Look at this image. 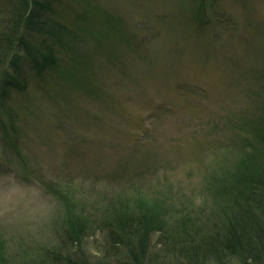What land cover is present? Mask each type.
I'll return each mask as SVG.
<instances>
[{
	"label": "rangeland",
	"instance_id": "obj_1",
	"mask_svg": "<svg viewBox=\"0 0 264 264\" xmlns=\"http://www.w3.org/2000/svg\"><path fill=\"white\" fill-rule=\"evenodd\" d=\"M262 172L264 0H0V264H190Z\"/></svg>",
	"mask_w": 264,
	"mask_h": 264
},
{
	"label": "trees",
	"instance_id": "obj_2",
	"mask_svg": "<svg viewBox=\"0 0 264 264\" xmlns=\"http://www.w3.org/2000/svg\"><path fill=\"white\" fill-rule=\"evenodd\" d=\"M28 18L27 24L36 26L34 17ZM39 31V29H38ZM244 197L246 209L237 215L234 225H230L226 236L222 237L220 242L214 244L208 243L201 249L190 250L187 260L190 264H206L210 259L212 264H230L236 260L242 264H264V173L252 179H243ZM233 188L240 186V182H233ZM117 225L115 228L118 233L117 239L119 243H123L127 249L137 240L136 234L144 235L143 223H134L132 221L115 220ZM113 222V219L111 220ZM111 224V223H110ZM108 225L106 229L110 231L114 225ZM136 224V225H135ZM140 224V225H139ZM124 228V229H123ZM134 229L136 231H134ZM82 232L79 226H75L67 241L73 240L74 244L79 245ZM120 236V239H119ZM191 253V254H190ZM238 260V261H237ZM55 264H87L86 258L75 253V257L66 258V260H55ZM128 264V263H124Z\"/></svg>",
	"mask_w": 264,
	"mask_h": 264
}]
</instances>
